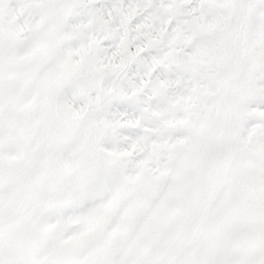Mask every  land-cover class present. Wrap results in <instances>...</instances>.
<instances>
[{"label":"snow or ice","instance_id":"snow-or-ice-1","mask_svg":"<svg viewBox=\"0 0 264 264\" xmlns=\"http://www.w3.org/2000/svg\"><path fill=\"white\" fill-rule=\"evenodd\" d=\"M0 264H264V0H0Z\"/></svg>","mask_w":264,"mask_h":264}]
</instances>
